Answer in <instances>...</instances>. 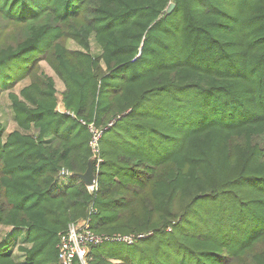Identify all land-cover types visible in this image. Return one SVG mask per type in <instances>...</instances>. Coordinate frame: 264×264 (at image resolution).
<instances>
[{
	"label": "trees",
	"instance_id": "16d2710c",
	"mask_svg": "<svg viewBox=\"0 0 264 264\" xmlns=\"http://www.w3.org/2000/svg\"><path fill=\"white\" fill-rule=\"evenodd\" d=\"M0 17L18 31L0 45V264H61L81 219L144 235L87 264H264V0H0Z\"/></svg>",
	"mask_w": 264,
	"mask_h": 264
},
{
	"label": "built area",
	"instance_id": "2783aa9c",
	"mask_svg": "<svg viewBox=\"0 0 264 264\" xmlns=\"http://www.w3.org/2000/svg\"><path fill=\"white\" fill-rule=\"evenodd\" d=\"M89 130L92 133L90 144L92 146L94 157L97 160V168L100 158L97 153V140L101 132L90 124ZM98 169L94 172L96 173ZM68 171L62 174H68ZM93 188V186L89 187ZM144 235L133 234H113L107 235L93 231L89 225L88 219H81L70 222L66 229L60 233L59 241L57 244V256L61 264H87L86 257L91 246H100L108 242H119L131 244L136 238L143 237Z\"/></svg>",
	"mask_w": 264,
	"mask_h": 264
},
{
	"label": "rangeland",
	"instance_id": "374dc122",
	"mask_svg": "<svg viewBox=\"0 0 264 264\" xmlns=\"http://www.w3.org/2000/svg\"><path fill=\"white\" fill-rule=\"evenodd\" d=\"M17 29L14 27L13 24H6L2 17H0V45L4 44V42L6 41H15L17 39L16 34H17ZM64 44L67 48L69 49H76L77 45L76 43H74L73 41L69 40L68 38H64L63 39ZM38 65L41 68V72L47 76H51L55 82V86L57 89V96H58V100L59 103L61 102V94L62 91L64 90V86L62 84V82L58 79V77L56 76L53 68L49 65V63L44 60V59H39L38 61ZM30 82V77L24 78L21 81H19L14 87H13V91L15 92H19L20 89L29 84ZM10 102H9V98H8V91H4L3 94L1 95L0 98V117L2 119V121L4 122V124L6 125V131H11L14 128H16V124L13 120V116H12V112L9 108ZM60 107V105H59ZM150 207V199H149V195L148 192H144L141 194L140 198H135L131 200V203L129 205V209L138 212L139 214L143 213V208L144 207ZM130 210V211H131ZM130 211H124L122 216L126 217L128 215V213ZM264 242V241H262ZM120 243H110V244H106L104 247V249L110 251V250H115L117 249L118 245ZM261 248V246H258V249ZM255 250V249H253ZM234 264H251L250 263V259L248 257V253L244 256H242L239 260L235 261Z\"/></svg>",
	"mask_w": 264,
	"mask_h": 264
},
{
	"label": "water",
	"instance_id": "95a60500",
	"mask_svg": "<svg viewBox=\"0 0 264 264\" xmlns=\"http://www.w3.org/2000/svg\"><path fill=\"white\" fill-rule=\"evenodd\" d=\"M173 7H174V4L171 3L168 9V13L171 12ZM94 171H95V168L93 165V160L90 159L88 161L86 170L83 173L78 175L81 181L83 182V184L86 185L87 187H91L94 185V182H95V172Z\"/></svg>",
	"mask_w": 264,
	"mask_h": 264
}]
</instances>
